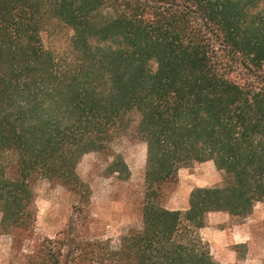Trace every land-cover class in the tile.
<instances>
[{
	"label": "trees",
	"instance_id": "16d2710c",
	"mask_svg": "<svg viewBox=\"0 0 264 264\" xmlns=\"http://www.w3.org/2000/svg\"><path fill=\"white\" fill-rule=\"evenodd\" d=\"M128 133L147 144L142 226L117 244L79 240L74 224L37 237L36 182L88 204L81 159ZM111 152L106 173L128 179ZM208 160L221 181L195 187L184 210L164 206L178 171ZM258 202L264 0H0V234L22 264H222L200 229Z\"/></svg>",
	"mask_w": 264,
	"mask_h": 264
},
{
	"label": "rangeland",
	"instance_id": "374dc122",
	"mask_svg": "<svg viewBox=\"0 0 264 264\" xmlns=\"http://www.w3.org/2000/svg\"><path fill=\"white\" fill-rule=\"evenodd\" d=\"M111 151L124 155L131 169L128 179L106 173L113 156ZM146 156L147 144L130 133L116 140L111 150L85 154L78 165V172L91 187L90 202L86 205L59 181L39 179L35 184L37 214L34 229L37 237H55L74 224L79 240L98 238L117 244L129 229L140 228L143 224ZM221 179V172L213 160L183 167L178 171L176 180L165 185L161 202L167 208L184 210L189 206L190 194L195 187L211 186ZM220 212L223 213L214 216L220 220L214 226L228 233L234 225H251L249 245L239 242L230 246L237 253L236 262L231 264H248V253L261 254L264 261V202H258L253 212L244 219L231 215L226 219L228 212ZM1 217L0 212V221ZM64 236L63 233L61 237ZM12 244L11 234H0V264H22V256L13 249ZM23 250L29 252L28 243Z\"/></svg>",
	"mask_w": 264,
	"mask_h": 264
},
{
	"label": "crops",
	"instance_id": "0c3cea01",
	"mask_svg": "<svg viewBox=\"0 0 264 264\" xmlns=\"http://www.w3.org/2000/svg\"><path fill=\"white\" fill-rule=\"evenodd\" d=\"M223 212H211L208 216V224L200 229V234L211 245L212 254L222 264H231L236 262L237 253L230 246L234 243H248L250 241V227L249 223L234 225L229 233L226 230L215 227L219 224L214 216ZM225 217L230 218V214L227 213ZM248 264H261L263 263V256L258 253H248Z\"/></svg>",
	"mask_w": 264,
	"mask_h": 264
}]
</instances>
